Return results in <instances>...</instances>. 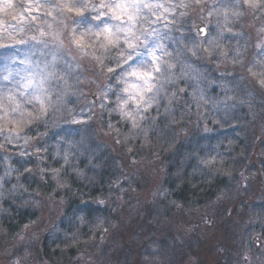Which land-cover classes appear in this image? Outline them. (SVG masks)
I'll list each match as a JSON object with an SVG mask.
<instances>
[{
  "label": "snow or ice",
  "instance_id": "obj_1",
  "mask_svg": "<svg viewBox=\"0 0 264 264\" xmlns=\"http://www.w3.org/2000/svg\"><path fill=\"white\" fill-rule=\"evenodd\" d=\"M189 10L196 14L199 23L190 17ZM248 17L261 22L251 58L245 56L248 42L240 44L245 33L237 28L240 25L242 29V22ZM190 19L192 26L185 29ZM174 30L181 35L170 37ZM185 31L189 35H184ZM234 39L236 46H229L227 42ZM169 40L175 47H170ZM0 49L16 50L15 55H6L0 63V150L12 146L24 156L31 147L36 158L43 161L46 158L40 153L47 149L40 146L39 138L28 133L41 124L47 129L51 119L59 129L55 136L65 145L54 159L63 163L58 168H41L40 172L42 178L50 175L58 187L64 188L66 181L61 177L69 169L77 177L84 175L73 159L77 153L83 154L85 140H73L71 132L60 128L53 118L68 111V122L85 128L89 125L92 116H85L83 109L80 113L66 109L70 97L82 92L80 69L84 61L97 77L94 82L98 95L88 93L95 96L93 107L99 106L101 116L104 112L119 116L128 130L125 142L129 137H143L148 143L161 118V107L163 118L171 116L174 122L170 106L179 93L186 91L177 88L178 83L183 78L199 79L190 75L193 68L189 56L218 64L228 61L244 70L246 76L241 75L240 79L250 78L264 87V0H0ZM192 98L197 108L201 107L200 101L208 103L199 85L193 88ZM229 107L234 105L224 103V109ZM216 111L220 115L208 122L221 126L228 123L227 111L220 107ZM107 128L109 132L105 134L115 131L116 143H121L120 130L110 121ZM210 130L205 125L204 131ZM21 140L24 146L17 143ZM216 159L210 156L200 162L210 168ZM11 171L6 170L5 176ZM4 183V177H0V187ZM98 203L103 204L104 200ZM88 214L87 208L73 211L82 224L87 222ZM241 264H248L247 255Z\"/></svg>",
  "mask_w": 264,
  "mask_h": 264
},
{
  "label": "trees",
  "instance_id": "obj_2",
  "mask_svg": "<svg viewBox=\"0 0 264 264\" xmlns=\"http://www.w3.org/2000/svg\"><path fill=\"white\" fill-rule=\"evenodd\" d=\"M3 18L6 21L10 19ZM245 41L251 44L249 38H242L240 44L243 45ZM167 43L170 47H175L171 40ZM227 43L235 47L237 41L234 39ZM249 54L246 51L245 56ZM3 56L4 49H0V63ZM193 63L192 67L195 68L197 62ZM210 70L203 68L201 71L205 74L202 77L198 76L199 79L183 78L178 83L177 88H185L186 91L179 93L174 105L170 106L173 109L174 122L171 116L163 118L164 108L161 107V118L156 125V131L150 133L148 143L144 142L143 137L136 139L129 137L125 142L124 134L128 130L115 113L109 116L104 112L101 116L100 110L97 120L89 123L87 128L68 122L70 120L68 111L53 118L60 128L71 132L73 140L79 141L82 137L85 140L83 154L77 153L73 159V164L82 170L84 175L77 177L69 169L67 174L61 177L66 181L64 188L58 187L50 175L42 178L40 172L41 168H58L63 163L62 160L57 163L54 159L58 151L63 152L65 145L60 137L55 136V131L59 129L55 128L51 119L47 129L41 124L28 133L31 137L39 138L40 146L47 149L46 152L40 153L46 158L43 161L36 158V152L30 147L28 154L24 156L20 155L19 148L12 146H7L6 151L0 150V177H4L6 181L0 187V244L13 239L25 225L35 222L44 208L41 201L51 200L58 204L60 211L42 240V255L50 263L53 262L52 264L65 263L68 258L77 255V249L82 246L81 243H76L79 239L74 236L78 234L80 237L84 236L82 238L84 241L87 240L86 234L90 230L86 227L90 226L88 223L91 219L97 217L99 207L89 203L98 198H107V194L115 190L117 177L122 174L121 165L127 164L128 159L164 166L166 170L164 181L169 182L168 188L175 202L188 205L213 198L226 184V175H234L242 166L241 159L249 144L250 132L256 128L260 120L259 116L253 114L252 117L247 112L253 107L252 101L258 104L264 101V98L259 96L257 101L255 98L250 99L247 97L248 82L238 80L234 76L225 78ZM196 85L203 89L208 100L207 104L200 101L199 108L192 98ZM226 89L230 91L226 92ZM229 96L234 99H228ZM80 97L82 98V92L70 97L71 102L66 105V109L80 111L81 103L78 99ZM224 103L234 107L224 109ZM216 107L228 113V123L223 126L208 122L220 115ZM260 111L262 113V110ZM152 114L155 115L154 112ZM205 116L207 120L204 119ZM260 118L262 119V116ZM109 121L114 128L120 130L119 144L116 143L115 131L105 134L109 132L107 128ZM205 125L211 130L205 132ZM45 131H48L49 135L43 136ZM97 132L103 133L99 140ZM108 137L109 143L105 141ZM17 143L24 146L23 140ZM129 148L132 149L131 152ZM210 156L217 159L214 165L208 168L200 161L201 158ZM26 168L32 171L26 172ZM8 169L12 170L11 174L5 176ZM78 208L89 210L88 223H80L73 215V211Z\"/></svg>",
  "mask_w": 264,
  "mask_h": 264
},
{
  "label": "rangeland",
  "instance_id": "obj_3",
  "mask_svg": "<svg viewBox=\"0 0 264 264\" xmlns=\"http://www.w3.org/2000/svg\"><path fill=\"white\" fill-rule=\"evenodd\" d=\"M189 15L197 23L200 22L191 10ZM260 23L248 17L242 22V29L237 25L238 30L245 33L244 38H249L251 42L248 43L247 52L250 54L247 58H251L256 51V29ZM191 26L192 19L185 25V29ZM157 27L163 30L161 24ZM183 34L189 35L187 31ZM169 35L179 37L181 32L174 30ZM191 35L194 36L195 32L193 31ZM15 54V49L7 52L4 50L5 56ZM189 61L191 64L197 62V66L192 67L193 72L190 74L192 76L202 77L205 74L201 71L203 68L214 70L225 78L234 76L239 80L241 75L246 76L243 69L228 61L218 64L206 58L195 61V57H191ZM88 68V62L84 61L80 69L84 81L81 85L82 98L78 99L84 115L92 116L89 121L92 124L100 115L101 109L98 105L93 107L95 96L88 94L92 92L98 95L97 82H94L97 81V77ZM240 80L248 82L247 97L255 98L256 101L259 96L264 98V87H260L250 78ZM262 103L264 101L258 104L252 101L253 107L247 112L252 117L253 114L259 116L260 120L256 128L250 132L249 144L241 159L242 166L234 175H226V184L219 193L207 201L188 205L173 201L168 188L169 182L164 181L166 170L162 165L147 161L133 162L130 159L127 160V164L121 165L122 174L117 177L115 190L107 194V198H98L89 203L99 208L97 217L91 219L90 223L86 222L90 224L86 227L90 230L86 234L87 240L84 241L82 239L84 236L80 237L78 234L74 236L79 239L76 243L82 244L76 253L82 257L80 259L83 264L86 262L87 264H241L242 257L248 256L246 247L252 228L264 220V213L258 215V209L254 208L258 202L253 201L256 196L254 199L257 201L261 199L264 203V104ZM89 108L92 112L88 111ZM102 134V132L96 133L98 140ZM105 141L109 143V137ZM99 200H104V203H98ZM247 201L250 203L249 206H246ZM41 204L44 208L35 222L27 225L28 227L17 233L13 239L0 244V264L18 262L52 264L43 258L41 243L60 209L58 204L51 200H42ZM200 215L209 216L212 224H201ZM195 220L199 223L197 226L188 229L184 227L188 222ZM191 228L196 230L192 232ZM193 235L197 248L186 249V252H183L185 250L183 244ZM74 263L79 264L78 261ZM255 263L252 257H248V264Z\"/></svg>",
  "mask_w": 264,
  "mask_h": 264
},
{
  "label": "flooded vegetation",
  "instance_id": "obj_4",
  "mask_svg": "<svg viewBox=\"0 0 264 264\" xmlns=\"http://www.w3.org/2000/svg\"><path fill=\"white\" fill-rule=\"evenodd\" d=\"M250 197H252V196H250ZM254 198H253V201L258 202L256 205L254 204L255 205L254 208L258 209V215H261V213L263 215L264 203L262 202L261 199L257 201ZM249 204L250 203L247 201L246 206H249ZM200 220H201V224H206V225L212 224V219L209 216L200 215ZM198 224H199L198 221L195 220L193 222H188L187 224L184 225V227L188 229L190 227L197 226ZM252 229H253V231L250 232L249 242H248L247 247H246V248H248V251H247L248 257H252V259H254V261L256 262L255 264H264V247H261V244L264 243V220H263V222H258ZM191 230H193L192 232H194V230H196V229L191 228ZM194 236L195 235L191 236L190 239L186 243L183 244L184 249H185V250H183V252H186V249L189 250L190 248L191 249L197 248V247H195L196 242L193 240ZM255 237L260 238V245L257 248L252 243V241ZM80 257L81 256H78V255L72 256V257L68 258V260L64 264H75L74 262H77V261L79 262V264H83L82 259H80ZM75 259H78V260L75 261ZM47 262H50V261H47ZM88 262H90V261H88ZM86 264H87V262H86Z\"/></svg>",
  "mask_w": 264,
  "mask_h": 264
},
{
  "label": "water",
  "instance_id": "obj_5",
  "mask_svg": "<svg viewBox=\"0 0 264 264\" xmlns=\"http://www.w3.org/2000/svg\"><path fill=\"white\" fill-rule=\"evenodd\" d=\"M252 242H253V244H254V246L256 248L259 247V245H260V239H259V237H255Z\"/></svg>",
  "mask_w": 264,
  "mask_h": 264
}]
</instances>
